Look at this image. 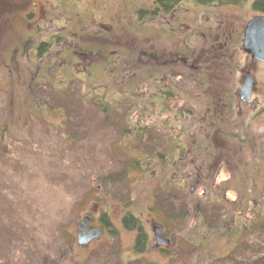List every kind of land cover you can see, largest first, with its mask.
I'll return each mask as SVG.
<instances>
[{"label":"rangeland","instance_id":"obj_1","mask_svg":"<svg viewBox=\"0 0 264 264\" xmlns=\"http://www.w3.org/2000/svg\"><path fill=\"white\" fill-rule=\"evenodd\" d=\"M150 4L151 0H139L136 5L131 4L130 0L128 3L123 0H0V264H15L19 257L21 258L18 262L24 264H254L259 257H264V175L257 174V171L264 173V65L247 59L245 52L241 50V43L238 42L241 41L246 22L255 15L248 9L249 4L246 1L239 4L248 6L245 8L219 6L214 10L203 9V28L206 34H211L207 39L203 36V57L208 59L207 62L203 60V63H207V74L203 78V90L206 94L203 93V98L205 95L215 94L218 87L230 93L236 86L238 91L246 76L245 71L248 70L255 83L256 103H249L246 107L234 106L230 116L220 120L219 126L216 124L212 130L203 132L201 125L193 120L196 122L194 126L197 127V132L188 130L186 133H178L177 125H181L183 121L175 120V128L174 125L172 127L170 121L172 122L173 116L169 113L172 111L168 109L167 103L163 104L164 110L157 111L151 108V104H145V95L149 94L150 87L145 81L147 72L142 70L144 65L139 66L140 71H135V75H122L123 79L130 81L124 88L115 85L116 83L112 85L113 88L110 87V96L114 98L124 96L125 92L138 91L136 87L148 90L140 92L141 97L145 96L142 102L136 100L132 102L135 104H131V100H127L126 104L123 103L130 113L131 120L138 122L145 129L139 146L143 150L141 152L151 157H147L145 165L142 162L143 172H128L119 184L110 185L109 178L104 180V172L114 175L122 166L126 174V166L131 165L135 161L134 156H139L140 153L136 151L134 139L124 138L120 127L105 124L102 120L103 114L97 113L92 106L88 110L87 103L80 101L74 104L72 97L62 98L59 95L67 78L69 82L67 80L66 88L69 94L77 91L84 94L77 84L79 78L83 79L82 73L85 69L81 72L77 70L79 62L85 63V57L76 54L80 51L79 47L83 46L85 50L87 47L96 48L98 53H104L109 45H106L103 37L113 40L115 48H118L125 39L138 41L140 33L151 38V42L156 46L157 42L158 45L168 42L164 39L165 36L157 33L162 32V27L152 26L134 17V9L147 8ZM184 9L192 14L182 11L181 16H201L196 14H199L198 10L190 6H185ZM103 25H106L108 30ZM226 27H231L232 37L225 40L220 34L217 39L215 33L223 32ZM93 30L97 34L90 37ZM55 37L62 42L58 48L59 52H69L70 56L77 59H65L67 64L64 61L62 66L43 61L40 65L42 69L47 65L51 66L44 73L40 72L41 67H33L30 60L35 58L33 49L36 45H42L45 40H55ZM74 38L80 43L77 46L68 41H73ZM229 45L232 49L227 52ZM17 48H23L25 52L14 53ZM49 48L48 46V51ZM123 51L125 52V45ZM224 52H227V56H219L218 53ZM41 54L46 55V58L50 55L46 51ZM216 54L218 59L214 58L217 57ZM219 63L223 65L220 66ZM221 67L223 71H220V74ZM240 67H243V73L239 72ZM162 69L160 77L167 67ZM38 74L44 75L46 80L32 83ZM85 76L88 77V74ZM97 79L104 80L102 77ZM160 82L163 83H157L162 86L165 81ZM61 84L63 86H60ZM203 100L199 99L193 103L202 112L197 113L198 117L204 116L206 104L202 103ZM37 104L46 105L48 108L63 106L66 113H71L67 114L70 132L78 131V138H82L70 143L65 140L66 131L55 125L59 118L55 109L42 114V111L36 112L40 109ZM172 105L171 103L170 106ZM146 106L148 110H145ZM180 107L182 104H175L176 113ZM73 110L77 113H89L88 120L92 121L93 126L87 128L81 124L79 127L83 129H76L73 118L78 116ZM141 112L149 113L147 117H143ZM251 113V125H248L247 120L244 122L247 126L243 123L237 127L241 121L238 119H248L252 116ZM237 115L238 119L233 120ZM184 117L189 116L181 115L180 119ZM235 121L237 124H234ZM232 124L235 127H232ZM170 129H174V136L180 138L181 143L203 148L201 152L207 156V163H228L232 166L224 167L213 179L214 183H207V186L214 184L223 188L219 183L229 178L233 169L236 170L232 172L237 179L222 189V199H208L205 203L207 200H202L203 190L193 177L186 182L178 178L172 181L170 187L160 188L163 182L175 175L176 165L171 160L177 156H170L173 144L168 134ZM162 144L167 147L166 151ZM114 145L123 148L126 153L117 151ZM239 148L242 150L239 151ZM157 154L162 156L159 164L153 157ZM196 154L192 153L187 159L197 160ZM141 156L139 157H146ZM183 160L184 158L179 162ZM162 164L163 171L158 166ZM193 164L195 162L182 163L181 173H189ZM127 176H131L130 186L127 185ZM117 186L122 188V191H127L124 201L116 203L114 198L103 196L108 191L116 192ZM173 186H194L195 191L193 190L191 197L185 198L183 194L176 197L172 192ZM157 189H160V193L153 197L152 192L158 193ZM199 198L201 199L197 200L196 204L204 202L203 210L211 214L214 221L229 223L216 244L217 252L211 250V247L202 249L194 241L186 247L183 245L190 241L185 226L186 222L192 219H189V215L187 218H181L180 213L183 210L184 213L186 208L193 209L195 200ZM233 203L237 208H233ZM112 207L123 209V215H138L140 218L135 219L136 224H154L152 228L161 241H164V238L156 228L159 227L158 223L174 225L176 231L180 230L186 236L176 234L173 237L175 245L160 254L157 253L159 251L156 246L150 243L143 247L142 240L138 245L131 244L135 233L128 230L122 232L113 227V234L118 235L109 240L98 243L102 233V228L98 227L95 231L99 232L83 245L73 241V238H77V223L84 217H88L90 222V219L94 221L98 216H109L110 221L119 223L117 215L111 217ZM158 210L164 214H158ZM170 212H175L176 216L169 219ZM259 212L263 213L261 218L257 217ZM239 221L249 223V229L231 236ZM231 224L232 226L228 227ZM34 230L37 233L36 239L32 238ZM85 233L81 231L82 238L86 237ZM40 235L44 238L43 242H48H44L32 256H25L22 243L29 242L28 245H31L35 240L41 239ZM69 240L71 242L66 248ZM157 246L166 248L167 245ZM91 247L94 248L90 249ZM54 249L59 252L57 258L53 255ZM219 249L227 250L221 253ZM14 253L16 257H13ZM206 257L209 259H205Z\"/></svg>","mask_w":264,"mask_h":264},{"label":"flooded vegetation","instance_id":"obj_2","mask_svg":"<svg viewBox=\"0 0 264 264\" xmlns=\"http://www.w3.org/2000/svg\"><path fill=\"white\" fill-rule=\"evenodd\" d=\"M61 1H65V0H61ZM208 1L210 2L208 3ZM123 2L128 3V0H123ZM138 2L139 0H130V3L133 5H136ZM246 3L249 4V7L243 6V5H232L229 3H224L221 0H151V4L147 8L139 7L137 10L134 9L133 11V13L135 14L134 17L140 20L141 22H145V23L148 22V24H151L152 26L159 25L160 27H162V32H157V33L165 36L164 39H167L168 42H165L162 45H158L159 42H157V46H156L155 43L151 42V38L147 37V35H145L144 33L143 34L140 33L141 35H139V37L137 38L138 41L135 42L131 39H125L124 42L119 44L118 48H115L116 45L113 40H110L107 37H103V39L106 42V45H109V47L105 48L104 53H100V52L98 53L96 51V48L89 49V47H87L86 48L87 50H85L83 46L81 48L79 47L80 51L79 53L77 52L76 54L77 56L79 54L85 57V60H84L85 63L79 62L77 70L81 72L82 69L85 68L84 73L93 72L91 74L93 75L97 71V69H99L102 72H104V75L106 77H108L107 80L104 79L105 81H103V87L102 85H98V89H97L98 91H101L100 89H102L103 90L102 92L104 93V95H101V96L98 95L99 97L96 96V87L94 86V83L92 84L90 83L91 86L89 84L88 86H86L87 90L85 89L83 91V92L87 91L88 93L87 97H83V95L81 97L83 99H87L91 104H94V99L98 100L99 104L108 103L109 100H114L116 102H119L122 107L123 103L126 104L127 100H131V104H135L132 102L136 100H139L142 102L143 98L146 96V99H144L145 104L147 103L151 104L152 105L151 108L153 110H156V111L164 110L163 104L167 103L169 105L168 109L172 111V112H169L170 116H173L172 122L170 121V123L172 124V127L174 125V128H175V124H176L175 120L183 121L181 125H177V128L179 127V130H177L178 133H186L188 130L192 132H197V127L194 126L196 122L198 125L199 124L201 125V127L203 128V132L206 130L214 129L215 125L216 124L218 125V122L220 120L224 118H228L230 116V113L231 111H233L234 106H237V107L238 105L245 106L249 103L254 104L257 102V100L254 95V89H255L254 79H253V76L251 75V72H249L248 70L245 71L246 76L244 77L243 79L244 81L242 83V86H243V84L247 81V79L250 78L248 79L250 80V86L248 88V91H245L242 94L241 93L242 87L241 89L237 91L236 86H235L233 87L234 89L230 93H228V92H225L224 89L218 87V90H216L215 94L211 93V95L209 96L205 95L203 98V93L206 94V92L203 90V78H204V75L207 74L206 73L207 63H203V60L206 62L208 60L207 57H203V36H205L206 39L211 36L210 33L206 34L205 33L206 30L203 28L204 27L203 9L209 8L210 10H214L218 8L219 6L220 7L222 6H229V7L235 6L236 7L237 6V7H242V8L248 7V9L250 8L252 12L255 13V15H253L251 19H249L246 22L245 30L241 36V41H238V42L241 43V50L245 52L244 54L247 57V59H251V61L261 62V65H264V53L259 47L258 41H257L258 30H260L261 28H264V13L258 12L253 8L254 0H246ZM142 4H144V2H142ZM185 6H190L194 10H198L199 14L198 13L196 14L201 15V16H193V15L181 16L182 11H187L189 12V14H192L191 11L184 9ZM111 19L113 20V18ZM103 27L106 30H108L106 25H103ZM230 29L231 27H228V28L226 27L223 32L215 33L216 34L215 37L218 39L219 35L221 34V37L223 39L228 40V37H232L231 36L232 31ZM92 34L95 35L97 34V32L93 30L90 33V37L92 36ZM89 40L91 42V39ZM68 41L69 43L73 42L74 46H77V44H80L78 43V41H75V38L73 39V41H70V40ZM61 43L62 42L58 39V37H55V40L53 39H51L50 41L45 40L42 42V45L40 44L38 46L36 45V47L33 49V56H35V58L34 59L28 58L32 61V66L41 67L40 65L43 63V61L47 62V64L48 63L55 64V65L58 64L62 66L63 65L62 63L65 61V59H68L70 57L71 59L73 57L74 59H77L75 56H70L69 52H66V53L59 52L58 48H60ZM128 43H131L134 46L132 47ZM124 45H125V52L123 51ZM165 45L166 47H164ZM48 46L50 47L49 51H48ZM116 49H119V50H116ZM231 49L232 47L231 45H229L227 52H229ZM19 51H21V53L23 54V52H25V49L23 50V48H21L20 50L17 48L16 52L14 53L19 54ZM43 51L50 53L48 58H46V55L41 54V52ZM227 52H224L223 54H220V53L218 54L219 56H222V55L227 56ZM216 56L217 57H214V58L218 59L217 54ZM86 63L88 64L87 66H86ZM65 64H67L66 61H65ZM219 64L220 66L223 65L221 63ZM140 65H144L142 70L147 72L145 76L146 78L145 81L149 83L148 86L150 87V90L148 91L147 88L144 90L148 91L149 94L147 93L145 96L141 97L140 92L144 90H142L139 87H136L139 89L138 91L125 92L124 96L121 95L115 98L114 96H110L109 94L110 87L116 83L115 85H118L124 88L125 84L130 81H128L127 79L126 80L123 79L122 75L123 74L127 75L128 73H133L135 75L134 73L135 71L139 73ZM50 66L51 65H47L43 67V69L41 67L40 71L44 72ZM65 67L66 66H64V68ZM166 67L167 69L164 71V74L160 77L159 76L161 74L160 71H163L162 68H166ZM86 69L88 70L86 71ZM238 70L239 72L240 71L242 73L244 72L243 67H240ZM220 71L221 72L223 71V67L219 69V72ZM84 73H82L83 77L85 76ZM148 79H150V81ZM162 80H164L165 82L162 86H160L157 82L162 84L163 82H160ZM113 87L114 86H112V88ZM127 88L128 87H126V89ZM199 99H204L202 103L206 104L205 111H203L204 116L201 115V117L197 116V113H202L201 110H199L196 107V105H193V103H195V101ZM171 103L173 104L172 106H170ZM175 104L176 105L182 104V107L178 108L177 110L178 114L175 111ZM92 108L95 109L94 105H92ZM145 110H148V106L145 107ZM149 112H141L140 115H142L143 117H147V114ZM97 113L102 114L101 112H97ZM107 113L108 112L105 111L103 113V116L104 117L110 116ZM93 114H95V112ZM251 114L252 116H250L248 119L242 118V117L238 119V115L235 116L233 120L241 119L237 127L243 124L244 122H246L247 120H248V125L250 126L252 118H253V113ZM181 115H188L189 117H184L183 118L184 120H183V119H180ZM174 117L176 119H174ZM137 118L138 116L135 119ZM196 118H198L200 121H197ZM193 120H196V122H194ZM234 124H237V121H235ZM234 124H232V127L234 126ZM244 125L247 126L246 123H244ZM142 128L138 127V128L121 129V134H123L122 135L123 137L127 135L126 138L128 139L130 138L132 140L134 139L133 144L136 145L137 151H143L141 150L142 148H140L139 146L141 145L142 137L145 132V129H142ZM155 129L158 130V128H155ZM168 134H169V137L171 138V144L173 143L170 148V152H171L170 156L171 158L177 156L176 159L174 158L173 160H171V162L174 163V165H176L175 166L176 168L174 172L175 175L172 177V179L171 178L168 179V181L170 182L169 187L171 186L172 181L174 182L178 178H182L183 181L186 182V181H190L191 178L193 177L195 178L196 184H200V187L203 190L202 200L203 201L207 200L205 201V203L208 202V199L212 200L213 198H215L216 200H218V198H220V193L223 194L222 189L225 188V186H228L229 184L234 183L233 180L237 179V176H234L232 172L236 170L233 169L231 171V175L229 176V178L219 183L224 186L223 188L220 185L216 187L214 184L207 186V183H214L213 179L216 178L223 171L224 167L232 168V166L228 163H224V164L217 163V162L207 163L206 162L207 156L203 154L202 152H200V151H203V148H200L197 146H190V145L187 146V144L181 143V141H179L181 139L174 136V129L173 130L170 129ZM236 134L238 135V133ZM161 146L163 148L164 145L162 144ZM240 150H242V148L241 149L239 148V151ZM263 150H264V146L262 148V157H263L262 160L264 162V151ZM176 151L177 153L180 152L181 155L176 154L175 153ZM194 152L197 153L196 154L197 160L187 159V157L192 156V153ZM183 158L184 160L180 163L179 160H182ZM188 162H195V164H193L192 169L190 170L189 173H185V174L181 173L182 171L181 164L188 163ZM188 167L191 168V166H188ZM233 168H237V166H233ZM204 169L206 170L204 171ZM177 172H178V175H176ZM257 174L258 175L261 174L262 176L264 175L263 172H258V171H257ZM193 190L195 191L194 186L192 187L173 186L172 187V192L176 197L179 196L178 194L185 195V198H187V196L191 197L192 192H194ZM109 193L111 192L109 191ZM114 194L116 195L115 191L108 195H110V197L117 200L116 203L120 202V199H117V197ZM108 195L106 197H108ZM195 197L198 198L199 196L195 195ZM222 198L223 197H221L220 199ZM200 199L201 198L196 199V202L197 200H200ZM203 203L204 202L197 203L200 206L197 205L196 215L194 217L192 216V213H191L192 210L188 208L185 209L186 211L184 213H182L184 210L180 213L181 218L186 217V216L188 217L189 215L190 216L189 219H192L186 222L185 229H187L189 233L188 237L190 238L189 239L190 241L187 243H183L185 247L188 243L190 244L191 242L194 241V242H197V245L203 248ZM111 209H112L110 213L111 217L113 215H117L118 216L117 222L119 223H116L115 220H114V223L112 222V220L110 221L109 216L108 217L98 216L96 219H94V221L93 219H90L88 230L94 232V233L92 232V235L99 232V231H95L98 227L102 228V231H101L102 233L100 234L101 237H99L101 239H99L98 243H100L101 241L103 242V241L109 240L111 237L112 238L117 237L116 236L117 233L113 234V230H112L113 228L119 231H122V232L123 231L125 232V230H128L131 233H135L134 236L132 237L131 244L133 243V244L138 245V242L142 240L144 244L143 247H146L148 243H150L156 246V248L159 251L157 253L160 254L161 252L168 251L170 247L175 245V241L173 237L176 236V234L177 236H181V237L186 236L180 230L176 231L175 229L176 227L174 225H171L168 223L162 224V223L157 222L158 223L157 225L159 227H156V228L161 229V233H162V237L164 238V241L166 240L168 241V245L166 246V248L162 246L158 247L157 237L154 232L155 229L152 228L154 224L152 223H146V224L143 223L140 225L136 224L135 219L138 220V218H140L138 217V215L134 214L132 216L131 214H129L128 216L127 213L123 215L124 213L123 209H120L118 207L116 208L112 207ZM153 209L155 210L157 208H153ZM95 210H98V209H95ZM160 212L158 214H161ZM115 213H118V214H115ZM173 216H176L175 212L174 213L170 212L168 214L169 219H171V217ZM127 217H131L134 220V223L131 226H127L126 224H124V220ZM197 218H200V221H201V224L199 225L200 227L199 233L195 231L196 230L195 224L198 225L197 223H195V221L198 220ZM72 230H75V229H72ZM223 232L224 231L220 232L221 236H223L222 235ZM72 233H74V231ZM194 237L195 239H193ZM73 241L77 243V238L76 240L75 238H73ZM95 241H97V239ZM94 247H91L90 249Z\"/></svg>","mask_w":264,"mask_h":264},{"label":"trees","instance_id":"obj_3","mask_svg":"<svg viewBox=\"0 0 264 264\" xmlns=\"http://www.w3.org/2000/svg\"><path fill=\"white\" fill-rule=\"evenodd\" d=\"M221 1H223L224 3L232 4V5H239V4H241L242 2H244L246 0H221ZM209 2L210 1H208V3ZM253 8L256 11H258V12L264 13V0H254ZM66 63H67V61H66ZM57 71L61 72L58 69H57ZM40 72H42V71H40ZM92 73L93 72H88V73L85 72L84 74L85 75L88 74V77L87 76H84L83 79H80L79 78V81H77L78 87L84 91L85 89L87 90L86 86H88L90 83L91 84L94 83V86L96 87V96H98V95H100V96L101 95H104V93L102 92L103 91L102 89H100L101 91H98L97 89H98V85H102V87H103V81H105V80L98 81L97 78L100 79L102 77V79L104 78V79L107 80L108 77H106L104 75V72H102L99 69H97V72H95L93 75H91ZM33 80H34V82L32 81V83L37 84V83H39L40 80L45 81L46 80V77L44 75L40 76V74H38V76L35 79L33 78ZM67 80L69 82V78L66 79V84H64V86H63V84L60 85V86H63L62 88H64V89L60 90V92H59L60 97H62V98L72 97L71 99L74 100V102H73L74 104H75V102L80 103V101L85 102V103L88 104V110H89V106L91 107L92 105H94V108H95L94 110H96L97 112H101L103 114L105 111H107L108 112L107 114L110 115V116H106V117L103 116L102 120L107 125L110 124L112 126H118V127H120L119 128L120 131H121V129H124V128H138V127L142 128V126L139 125L138 122H134V121L131 120L130 113L128 112V110H126V108L123 105L121 107V105H120L119 102H116L114 100H109L108 101L109 104L108 103L99 104L98 103V100H95L94 99V104H91L87 99H83L81 97L82 95H83V97H87V95H88L87 91L84 92V94H82V93H80L78 91L75 92V93H73V94H71V93L69 94L67 92V88H66L67 83H68ZM91 84H90V86H91ZM60 86H59V88H60ZM36 103H38V101ZM37 106L40 109L37 110L36 112L42 111L41 112L42 114H44V113L47 114L48 110L50 111V110H54L55 109L54 111L58 114L59 118H58L56 124L55 123L54 124L56 126H58L59 128H63V130L66 131V133H64L65 134V140H67L69 143L70 142L78 141V140H80L82 138V137H79L78 138V131H76L74 133L73 132H70V130H69L70 128L68 127L69 118L67 117V114H71V113L70 112L66 113V109L63 106H58V107H53V108H50V107L48 108L46 105L40 106V105L37 104ZM73 112H76V111L73 110ZM26 113H27V111L25 109V114ZM74 114H76L78 116L76 119L73 118V120L75 122L74 125H75V128L76 129H78V127L79 126H82V125H84L87 128L88 127L90 128V127L93 126L92 121H89L88 120V114L87 113H85V112H83V113H77L76 112ZM86 116H87V118H86ZM72 124H73V121H72ZM94 127H95V125H94ZM79 129L81 130L83 128H80L79 127ZM142 129H144V128H142ZM2 130H3V127H2ZM121 135H123V134H121ZM126 136H124V137H126ZM0 141H1V139H0ZM113 147H114V149H117V151H120L123 154L126 153L123 148L121 149L119 147H116L115 145ZM166 148L163 146V149L165 151H166ZM139 152H140L139 153V156H141V155L146 156L143 152H141V151H139ZM175 153L181 155L180 152L177 153V151H176ZM169 154H170V152L167 155H169ZM139 156L138 155L137 156H134L135 161L131 165H127L126 166V174L124 173L125 172L123 170L124 167L122 166V167H119L120 169L118 168L119 169L118 171H115L114 172V175H112L111 173L109 174L107 172H104V175L106 174L105 177H104L105 178L104 180H106L107 178H109V181L108 182H109L110 185H114L115 183L119 184L120 180H122V178H125L128 172H130V173L143 172L141 170V168L143 167L142 166V162L145 165L147 163L146 162L147 161V157H151V156H146L144 158H141L143 156H141V157H139ZM153 157L156 158L155 162L157 164H159V161L160 162L162 161V156L161 155L159 157L158 154H157V155H153ZM140 163H141V165H140ZM158 166H160V169H162V171H163V164L162 165H158ZM130 178H131V176H129V177L127 176V179H126L128 186H130V182H131L130 181ZM132 180H133V178H132ZM168 182H169L168 180L165 181V182H163L160 185V188L163 189L165 187H169V183ZM116 188H118V190L116 189V195L115 194L114 195L118 199H121L120 202L124 201L125 200V198H124L125 197V193L127 191H122V188L120 189V187H118V186ZM157 192L158 193H155V192L153 193L152 192L153 197H155L156 194L159 195L160 189H157ZM128 193H130V192L128 191ZM108 194H111V193H109V191L108 192H105V194L103 196H107ZM108 197H110V195H108ZM98 200H100V199H97V201ZM237 203H238V201H237ZM194 204L197 207L198 204H196V200H195V203ZM195 205L193 206V209H191L192 210V216L193 217L196 215ZM233 208H237L234 203H233ZM211 216H212L211 214H208V213H206L203 210V247H207L206 249H208L209 247H211V250L217 252L216 244H217V242L221 238L220 232L225 231L226 230V225L229 224V223L228 222L225 223L222 220L221 221H219V220L218 221H216V220L214 221L213 220V217H211ZM262 216H263V213L262 212H259L257 217L258 218H261ZM197 219L198 220H196L195 223H197L198 225L195 224V228H196L195 231H197V233H199V230H200L199 225L201 224V221H200V218H197ZM133 223H134V220L131 217H127L124 220V224H126L127 226H131ZM231 226H232V224L229 225L228 227H231ZM249 226H250L249 223H245V222L242 223L241 221H239L238 224H237V226L232 230L233 232H232L231 236H236L237 234L242 233L243 231L245 232V230H248L249 229ZM29 231H30V229H29ZM32 233H34L32 235V238L36 239L37 233H35V230L32 231ZM40 237H41V239H38L39 241L38 240H35L31 245H28L29 242H27V243L25 242V244L22 243L21 246H22L23 254L25 256H27V257L32 256L33 254H35V252L39 248L42 247V245H43L44 242H46V243L48 242L47 240L43 242V239L44 238L41 235H40ZM193 239H195V237ZM70 240L65 245L66 248L69 247V244L71 242ZM55 250L56 249H54V254L53 255H54V257L57 258V256L59 255V252L58 251H55ZM219 250H221V249H219ZM226 250H221V253L226 252ZM13 257H16V254L15 253H14V256ZM33 257H35V256H33ZM19 258H21V257H19ZM19 258L14 263L15 264H24V263L18 262L19 261ZM205 259H209V257H206ZM263 263H264V257H259L254 262V264H263Z\"/></svg>","mask_w":264,"mask_h":264},{"label":"water","instance_id":"obj_4","mask_svg":"<svg viewBox=\"0 0 264 264\" xmlns=\"http://www.w3.org/2000/svg\"><path fill=\"white\" fill-rule=\"evenodd\" d=\"M257 37H258L257 38L258 45L264 53V28H261L260 30H258ZM249 86H250V80L247 79V81L242 86L241 93L243 94V92L248 91ZM81 220L77 223V226H79V229L77 230V242H78V244L83 245L84 242L88 241L89 238L93 237V235H92L93 231L88 230V225H89L88 217H84V219L82 221ZM81 231L82 232L84 231V233L86 232L85 238H84V236H83V238L81 237ZM159 232H161V229H159ZM160 235L162 237V233ZM156 237H157V245L158 244L168 245L167 240L164 242V241L160 240L159 236H156Z\"/></svg>","mask_w":264,"mask_h":264}]
</instances>
